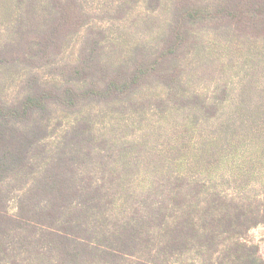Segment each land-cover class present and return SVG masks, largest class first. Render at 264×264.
Wrapping results in <instances>:
<instances>
[{
    "label": "trees",
    "instance_id": "trees-1",
    "mask_svg": "<svg viewBox=\"0 0 264 264\" xmlns=\"http://www.w3.org/2000/svg\"><path fill=\"white\" fill-rule=\"evenodd\" d=\"M85 2L0 0V264H264V0Z\"/></svg>",
    "mask_w": 264,
    "mask_h": 264
},
{
    "label": "rangeland",
    "instance_id": "rangeland-1",
    "mask_svg": "<svg viewBox=\"0 0 264 264\" xmlns=\"http://www.w3.org/2000/svg\"><path fill=\"white\" fill-rule=\"evenodd\" d=\"M83 4L85 5L86 11L90 14L91 19L89 24L82 29L79 36L73 39L71 45L64 53L63 58L67 61L75 59L74 55L77 51L78 42L81 40L80 38L84 33L90 31L93 33H97L98 31L110 33L114 29H118V25L123 23L115 16V14H118L113 8L115 4H117L116 0H86ZM137 4V2H134L132 5L133 14L140 12L141 7ZM248 237L259 246L260 255L264 259V224L251 229Z\"/></svg>",
    "mask_w": 264,
    "mask_h": 264
}]
</instances>
